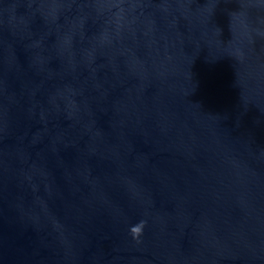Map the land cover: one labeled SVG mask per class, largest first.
<instances>
[{
  "label": "water",
  "instance_id": "1",
  "mask_svg": "<svg viewBox=\"0 0 264 264\" xmlns=\"http://www.w3.org/2000/svg\"><path fill=\"white\" fill-rule=\"evenodd\" d=\"M0 264H264V0H0Z\"/></svg>",
  "mask_w": 264,
  "mask_h": 264
}]
</instances>
